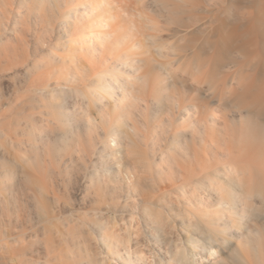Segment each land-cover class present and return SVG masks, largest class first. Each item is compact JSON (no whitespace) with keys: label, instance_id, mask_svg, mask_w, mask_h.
Instances as JSON below:
<instances>
[{"label":"bare ground","instance_id":"obj_1","mask_svg":"<svg viewBox=\"0 0 264 264\" xmlns=\"http://www.w3.org/2000/svg\"><path fill=\"white\" fill-rule=\"evenodd\" d=\"M46 34L66 39L35 59L12 43ZM2 44L0 109L32 94L0 113V264H264V0H0ZM126 155L155 158L171 207L123 227Z\"/></svg>","mask_w":264,"mask_h":264},{"label":"rangeland","instance_id":"obj_2","mask_svg":"<svg viewBox=\"0 0 264 264\" xmlns=\"http://www.w3.org/2000/svg\"><path fill=\"white\" fill-rule=\"evenodd\" d=\"M165 37H168L167 34H165ZM6 38H8L7 35L5 36V40H6ZM34 38L35 37L33 35H31V37H29V39H25L24 41H21V42L15 38L12 43H15V45H17V47L19 49H23L29 58L35 59L37 57H40L41 54L46 52L50 47L55 46L57 44L58 40L64 41L66 39L63 36L46 34L45 37L42 39L43 41L40 40L38 43H36ZM27 40H28V42H27ZM3 45H5V44L0 45V47H3ZM154 55H155V58H157L159 61H163L165 59L158 52H154ZM22 65H23L22 62H17L13 67L11 66V69L16 70L18 68H21ZM152 68H153L152 72L155 75H159V73L166 72L165 70H162L160 68V66L158 65V62L157 63L154 62ZM9 73H10V71H1L0 72V78L4 74L7 75ZM8 78H9V75L7 77H4L3 78L4 80L1 78L2 79V81L0 80L1 84H2V85L0 84L1 89L4 88L5 86H9L11 84L10 78L9 79ZM14 79H15V81H18V83L23 81V80H27L26 72L20 70V73L15 74ZM51 81H53V80H51ZM3 85H5V86H3ZM11 93H12V95H10ZM31 94H32V92L30 90L26 91V87L21 88V91H19V92H18V90L16 92H14L11 89L9 91V93L7 94V97H9V98L7 99L4 106L0 109L1 116L4 118V117H7L9 115H12L14 113L13 112L14 106L17 105L18 103H20L21 101L25 100V98ZM19 95H21V98L16 99V97H18ZM13 99H15V102L10 106V102ZM162 115H164V114H162ZM156 116L151 115L150 118H155ZM139 117H140V115H139ZM5 132L7 133L6 130H5ZM5 132L3 131V134H5ZM168 140H169V136L167 135L160 140L161 144H158V145L163 146L165 144H168ZM149 158L151 159V162L149 161V163H147V165H142L138 159H137V161H135L134 159L130 158L128 155H126V157H125V162L127 163V166H126L127 170L125 173H126V175L128 173L129 175L132 176V180L136 186L135 189L138 191V194L136 195V193H131L132 197L128 199L127 198L128 194L124 190L123 195L126 196V198H127L126 201L131 202L133 206L127 207L123 210H120L119 213H114L113 210H111L110 208L108 209V206L105 208V210L107 211V217L109 218V216L118 215V221L120 222L119 224H122L123 227H125L127 225V223H123L122 218L126 217V216L130 217V214H132L133 212H138L139 209H142L143 205H142L141 201H144V200L151 201V202L154 201V203L156 205H158L161 208H164L166 211L170 210V207H171L170 199H171V197H170V195H168L169 182L168 181H159V182H156V184L154 185L150 181V178L146 177L147 174L150 172L151 167L154 165H157L155 163V158L152 155H149ZM126 189H128L127 185H126ZM135 199H136V202L133 201ZM88 204L90 205V202H88ZM88 209H89L88 207H82L81 205L77 206V204L75 202H72V203H69L65 208H63L61 212L60 211L53 212L52 214L55 216L54 221L58 225L57 228L60 231L65 232L64 230L66 228L63 227L64 222L66 220L71 219L73 216H84V215H86L87 214L86 212ZM35 220H38V219H35ZM35 222L32 223L31 225L27 226V231H28L27 233L29 236L28 238H30V236H32V235H34V236L39 235V234L43 235V231H44L43 225L41 223H39L38 221L36 222L38 224L35 225L36 224ZM120 226L121 225H118V227H120ZM52 232L54 234L55 243H56L57 248H58V246H60L58 234L56 233V235H55V230H53ZM13 233L15 234V236H17L16 231ZM27 240L28 239L24 240L25 244L27 243ZM14 245H12L11 247H5L4 252L0 250V255H1V253H4V254L7 253V255L9 257L10 256L15 257L16 254L14 253L15 250L13 249ZM166 247H167V245H162V244L158 245L157 244L158 251L161 252V254H163V252H166ZM30 251H33V250H30ZM41 255H42L40 257L41 260L42 261L46 260V258H44V257H46V255L45 254H41ZM64 262H65V264H69L68 260L64 261Z\"/></svg>","mask_w":264,"mask_h":264}]
</instances>
